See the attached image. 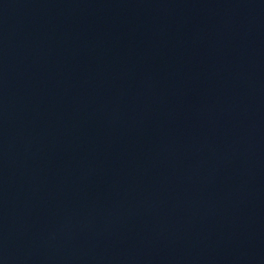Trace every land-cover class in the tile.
Returning <instances> with one entry per match:
<instances>
[{"label":"water","instance_id":"95a60500","mask_svg":"<svg viewBox=\"0 0 264 264\" xmlns=\"http://www.w3.org/2000/svg\"><path fill=\"white\" fill-rule=\"evenodd\" d=\"M0 264H264V0H0Z\"/></svg>","mask_w":264,"mask_h":264}]
</instances>
